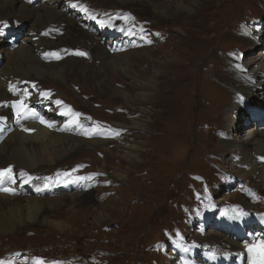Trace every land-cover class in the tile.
Here are the masks:
<instances>
[{
    "label": "rangeland",
    "instance_id": "1",
    "mask_svg": "<svg viewBox=\"0 0 264 264\" xmlns=\"http://www.w3.org/2000/svg\"><path fill=\"white\" fill-rule=\"evenodd\" d=\"M32 1L38 3L41 0ZM167 1L169 7L175 2ZM216 3H220L216 15L203 23L204 26L199 28L195 34L197 38L191 42V45L178 43L180 42L178 38L182 36L180 27L184 28V25L171 18L178 20L183 15L193 16L197 7L203 4V0H189L186 6L191 10L181 8L162 18H154L135 9L130 10L132 14L114 9L103 14V19L123 21L127 26L105 35V32L95 27L96 21L86 18L85 15L82 16L80 23L85 24V31L97 32L95 34L101 38H98L99 41L103 46L111 49L112 55L121 53L123 57L119 58L121 62L116 67L101 65L107 75L105 80L107 82L102 83L92 76H82L79 81L68 76V80L72 83L57 91L63 99L73 101L75 107L83 109L82 117L86 121L105 122L104 127L101 128L105 133L98 130L93 135L91 131L99 129L102 125H86L83 119L78 120L76 126L72 122L68 123L72 125L69 131L80 125L86 133L88 132L83 133L86 140L106 138L108 142L105 143V147L113 149L114 155H107L97 146H91L95 148L86 154H73L69 159L61 162L56 170L62 171L63 176L47 177V181L39 185L37 190L42 197L61 195L66 204L58 203L48 207L46 216L52 221L50 224L45 220H39L37 223L36 219L39 216L35 215L34 225L0 233V257L11 253L15 255L14 264H26L32 256H34L33 260L42 264H53V259L56 258L67 260V264H183V250L190 251L195 261L200 262L203 252L211 249L208 240L216 234L230 237L233 232L239 238L240 235L232 230L233 227L246 228L245 236L247 231L255 232L259 227L264 228V211H262L264 207L257 209L252 203V195L247 194L250 183L235 176V173L223 171L221 167L226 169L223 162L222 166L215 158L218 155L217 157H225L224 160L228 161L235 152L231 154V148H227L226 152L220 151V143L217 141H214V146L208 148L209 152L215 153L214 156L206 155L202 150V145L210 135L202 129L206 117L204 107L210 100L207 95L211 96L208 92L212 88L224 90L217 84L218 70L229 67L227 72H231L232 67L243 68L246 64L244 70L255 73L257 68L264 66V0H216ZM76 16L79 17L81 14ZM133 25L134 27H131ZM189 27L190 30L193 28ZM32 28L33 24L26 20L20 22L17 28L10 29L0 25V37L3 40L0 44L1 50L19 42L20 38L27 37ZM8 30L12 31L7 32ZM254 34L256 38L253 41L250 39L249 42L244 43L239 40V37L251 38ZM145 47L148 48L145 51L149 50L158 63L153 62L143 51H140ZM163 50L170 55L164 56ZM134 51H137V54ZM173 54H178L177 59H174L177 62L175 64L172 63ZM55 55L53 52L51 57L59 61L60 57ZM41 59L46 60L44 63H50V58ZM5 62L6 58L0 59V69ZM154 70L157 74L169 72L182 78L178 92L182 94L181 101H186L189 114L185 116L179 111L176 120L169 118L167 116L169 107L163 108L165 110L163 114L157 111L161 110V107L154 108L155 113L150 114L151 104L140 100L138 94L143 93L148 97L154 94L149 86H145L149 82L155 83L154 77L157 75H154ZM259 77H255L256 80L262 79ZM76 81L80 84L83 82L81 86L86 96L77 93ZM33 86L30 93L38 92L39 85L34 83ZM99 86L104 89L99 90ZM111 86L121 89L124 93L127 92L126 94L131 96L129 103L110 95L108 87ZM205 86L209 88L206 89L207 92ZM255 93L248 95L247 98H242L244 94L240 92L235 94L236 97L241 96L240 114L253 109L264 113L262 111L264 100L262 101L261 96ZM229 103L226 101L224 107L226 108ZM46 105L51 106L44 104ZM235 115H237L236 110L231 118L223 120L222 129L218 133L219 139L232 122L237 121L232 120ZM199 119L202 120L201 123ZM137 121H142L145 125L139 127ZM263 123L262 120L251 119L250 123L244 124L243 135L239 131H232L233 136H230L235 139H245L248 137L250 127ZM231 127L233 129L232 125ZM165 131L168 132L163 134ZM128 144L137 147L133 163H129V159L125 158L126 149L121 148ZM198 163V167L194 168ZM229 163L228 167L231 170L232 164ZM233 163L235 164V160ZM204 169L205 171H201ZM64 171H67V174L63 173ZM115 173H120L121 176L117 177ZM252 182L254 186L256 185L254 188L258 196L256 201L264 202L262 195L264 190L258 189L257 186L261 182L260 178L254 177ZM32 187V185L28 186L21 193L29 196ZM76 192L78 193L76 195L80 196L73 195L72 197H77V200L69 203V194ZM15 193L16 191L13 194ZM245 193L251 199L250 207L243 205ZM220 206H222L221 211H219ZM228 206H236V209L243 207L244 213L249 214L244 217L240 215L232 225L228 226L229 233L228 230L217 227L211 217H208L206 222L201 219L204 209L212 207L213 214L219 211V225H223L224 209H228ZM58 220H67L69 230L62 232L53 224ZM249 222H253L255 229H247ZM179 233H182L181 239L177 238ZM243 236L241 235V238ZM173 238L178 240L171 241ZM182 239H184L183 243H181ZM4 259L8 261L7 256ZM246 263L247 259L244 264Z\"/></svg>",
    "mask_w": 264,
    "mask_h": 264
},
{
    "label": "bare ground",
    "instance_id": "2",
    "mask_svg": "<svg viewBox=\"0 0 264 264\" xmlns=\"http://www.w3.org/2000/svg\"><path fill=\"white\" fill-rule=\"evenodd\" d=\"M174 1L172 6L169 7V1L167 0H41L38 3L32 0H0V22L3 23H0L1 27L5 26L10 29L12 27L17 28L23 20L30 21L33 24V28L30 32L28 31L29 35L27 37L20 38L19 42L11 44L9 48H4V50H1L2 47L0 46V59L6 58L5 65L0 69V172L11 168L10 175L0 176V233L12 232L13 230H18L22 226L34 225L36 220L37 223H39V220H45V222L47 221L49 224L52 223L46 216L48 207L50 208L58 203L66 204L64 203L65 200L61 195L42 197L37 187L45 183L47 177L63 176L62 171L59 172L56 170L61 162L69 159L73 154H86L95 148L91 146H97L107 155H114L113 149L105 147V143L108 142L106 138L86 140L83 135V133H86L84 131L85 129L83 130V127L80 125H77L76 128L69 131L72 125L68 123L72 122L75 124L80 119H83L86 125L90 124L91 126H101V123L86 121L82 117L84 113L83 109L75 107L72 103L73 101L63 99V97L59 95V91H57V89L65 88L63 86H68L72 83L71 80H68V76L74 80H78L82 76H92L95 80L102 81V83L107 82L105 81L107 75H105L103 68L104 64L116 67V65H119L121 62L119 58L123 57L121 53L112 55L111 49L103 46L101 41H99L101 38L95 34L97 32H86L85 24L80 23L82 16L85 15L86 18L96 21L95 27L101 30V32H105V35L109 32L114 33L116 30L118 31L122 29V27L127 26V24L123 21L103 19V14L114 9L115 11L132 14V11L135 9L140 12H145L144 14L151 15L154 18H162L168 17L174 11L181 8L191 10L186 6L189 0ZM74 4L76 5L75 7H73ZM219 6L220 3H216V0H203V4L197 7L196 13L193 16L183 15L178 20L176 18H171V20L180 21L182 26L184 25V28L180 27L182 36L178 38L180 41L178 43L191 45V42L197 38L195 34L199 28L205 21L214 18L216 9ZM78 14H81V16H76ZM189 26L193 28L190 30ZM131 27H134V25ZM185 27L189 28L186 29ZM9 31L12 30H8L7 32ZM254 38H256L255 34L254 37L251 36V38L239 37V40L245 43L249 42L250 39L251 41L255 40ZM2 42L3 40L0 37V44ZM146 49L148 48L145 47V49L143 48L140 51H143L153 62L158 63L155 56L153 59V55L149 50L145 51ZM53 52H55L56 57H60V59H58L59 61L55 60V57H51ZM77 52H83L86 53V55H77ZM134 52L136 53L137 51ZM163 55L169 56L170 54L163 50ZM174 57L173 64L177 63L174 59H177L178 54L174 55ZM41 58H50V63H44L46 60L43 61ZM236 64L237 63H235V65ZM228 69L230 68L226 67V69L218 70L216 75L217 84L224 88V90L209 86L212 88L211 91L209 90L210 92H208L211 96L204 94L207 95L210 100H208L207 106L205 105L206 107H204L206 111L205 115H203L206 117L202 124L204 127H202V129L208 132L210 134L209 136L214 138L207 136L205 142L203 141L202 150L206 155L215 154L213 151L209 152L208 148L214 146V141H217L220 143V151L226 152L227 148H231L232 152L230 153L232 154L235 152V155L232 156V158L230 157L228 161L224 160L225 157H217L218 155H216L215 158L219 161L218 163L222 164L223 162L226 167V169L221 167L223 171L235 173V176L250 183L247 194L252 195L253 200H251L249 196L247 197L245 193L243 205L250 207L249 202L251 200L258 209L264 207V202L256 201L258 196L255 194L254 188H256V185L254 186L252 179L254 177L260 178L261 182L257 186L258 189L264 190V123L259 126L253 125L250 127L252 129L249 128L250 132L248 131V137L245 139H235L231 136H233L232 131H239V133L243 135L244 133L242 132L244 131H242V129L244 128V124L250 123L251 119L262 120L264 122V113H260V110L253 109L245 114H240L239 106L242 103L239 99L241 96L237 95V98L235 95L237 92H240L244 94L242 98H247L248 95H253L254 92H256L261 96L263 101L264 66L257 68L255 73L249 70L246 72L244 70L246 69V64L243 68L232 67L231 72H227ZM258 72L260 74H258ZM107 73L108 72H106V74ZM154 75H157L154 77L155 83L151 82L150 84L149 82L148 85H145L146 87L149 86L154 94L151 97L143 93L138 94L139 98H141L140 100L148 101L151 104L152 108L151 110L149 109L150 114L153 115L155 113L156 110L153 111V109L156 107H161V110L157 111L162 114L165 112L164 109L169 107L170 110H167L168 115L165 113L169 118L176 120L179 116V111L186 116L189 112H187V103L185 100L181 101L182 94L178 92L182 78L172 73L169 74V72H167V74L162 72L157 74L155 71ZM257 76H260L262 79L256 80L255 77ZM78 81L75 82V84H77L75 88L78 89L77 93L84 95L85 91L81 86L83 82L80 84ZM34 83H36L37 86L39 85L38 92L30 93V89L34 87ZM205 84L207 85V83ZM10 85L12 86L11 90ZM108 88L110 90L109 94H112L114 98L116 97L129 103L131 96L126 94L127 92L124 93L120 88V90H118L117 88H112V86ZM101 89L102 86H99V90ZM204 89L207 92L206 89L209 88L205 86ZM87 96L90 97L91 95ZM208 97H206V99H208ZM57 101L60 103H57ZM226 101L230 103L225 108L224 104ZM44 104H51V106H44ZM22 105H26L27 107L23 108L21 107ZM188 106L190 107V105ZM234 110L237 111V115H235L232 120L236 119L237 121L232 122L231 125L233 129L231 125L229 127L227 125L228 128L225 132H221V139H219L218 133L222 129L223 120L226 121V119L228 120L231 118ZM262 111H264V109H262ZM129 114L130 113H128V115ZM199 120L201 123L202 120ZM136 123L139 127L145 125L142 121H137ZM136 123L134 122L135 125ZM113 125L118 126L115 124ZM99 132L105 133V131L101 130ZM166 132L168 131H165L163 134ZM121 148L126 149V155L124 156L126 159H129V163H133V158L136 156L135 149L137 147L133 144H128ZM196 148L198 149V147ZM233 160H235V164ZM228 162L232 164L231 170L228 167ZM198 165L199 163L195 165L196 167L194 168H197ZM201 171H205V169ZM115 176L120 177L121 174L115 173ZM30 185L33 186L32 190L29 189L32 193L29 196L23 195L21 191ZM5 189H7V191H5ZM15 191L16 193L13 194ZM76 194L78 193L69 194V203L77 200V197H72ZM262 211L264 210L262 209ZM35 215L39 217L34 221L33 217ZM53 224L60 228L62 232L69 230L67 220H58ZM78 228L79 227H77V229ZM253 228V222H249L247 229L253 230ZM245 229L246 228L242 227L232 228L234 232L237 231V235H240L239 238L233 232L230 237L225 234H216V236H213L208 240V246H210L211 249L203 252L200 262L195 261L194 255L190 253V251L183 250V264H244L246 259V264H264L263 226L257 228L255 232H253L254 230L247 231L246 236ZM241 235L244 236L241 238ZM249 249H251V251H249Z\"/></svg>",
    "mask_w": 264,
    "mask_h": 264
},
{
    "label": "snow or ice",
    "instance_id": "3",
    "mask_svg": "<svg viewBox=\"0 0 264 264\" xmlns=\"http://www.w3.org/2000/svg\"><path fill=\"white\" fill-rule=\"evenodd\" d=\"M76 5L74 4L73 7H75ZM77 55H86V53L83 52H77ZM12 86L10 85V90H11ZM57 103H60L59 101H57ZM21 107L26 108V105H22ZM11 173V168L5 169L3 172H0V176H4V175H10ZM5 191H7V189H5ZM239 215V214H238ZM249 251H251V249H249Z\"/></svg>",
    "mask_w": 264,
    "mask_h": 264
}]
</instances>
